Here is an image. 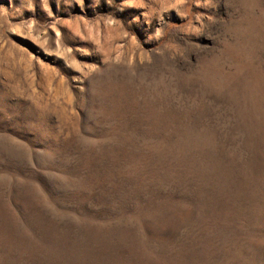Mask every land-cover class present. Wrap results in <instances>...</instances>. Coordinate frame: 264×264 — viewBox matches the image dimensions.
Returning a JSON list of instances; mask_svg holds the SVG:
<instances>
[{
    "label": "rangeland",
    "instance_id": "1",
    "mask_svg": "<svg viewBox=\"0 0 264 264\" xmlns=\"http://www.w3.org/2000/svg\"><path fill=\"white\" fill-rule=\"evenodd\" d=\"M0 264H264V0H0Z\"/></svg>",
    "mask_w": 264,
    "mask_h": 264
}]
</instances>
